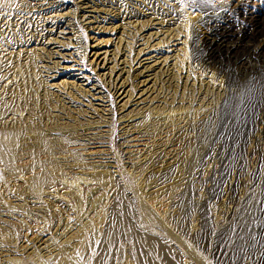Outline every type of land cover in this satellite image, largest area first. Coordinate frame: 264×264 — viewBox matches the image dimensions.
Segmentation results:
<instances>
[{
  "label": "rangeland",
  "instance_id": "1",
  "mask_svg": "<svg viewBox=\"0 0 264 264\" xmlns=\"http://www.w3.org/2000/svg\"><path fill=\"white\" fill-rule=\"evenodd\" d=\"M19 1L34 12L52 8L51 15H62L59 23L41 31L53 39L46 46L52 55L25 81L31 85L47 80L50 104L57 106L52 110H71L63 120L70 134L65 148L55 147L46 157L63 175L38 198L20 195L37 173L24 171L29 156L20 157L17 166L22 171L17 174L0 166V264L48 263L62 244L77 257L81 237L87 240L82 256L94 264L102 257L111 228L121 221L119 211L123 219L130 215L139 238L117 237L106 264H162L166 256L171 264H249L254 259L264 264V5L251 12L247 6L233 8L227 0H91L86 5L81 0ZM198 1L211 5L209 18ZM119 5L124 17L129 10L140 12L142 19L154 13L150 26L136 32L137 22L126 25L125 20L122 29L118 18L104 11ZM146 7L150 10L141 12ZM216 27V35L228 32L229 41L242 44L225 51L206 42L193 51V30ZM147 36L149 46L142 54L149 53V61L157 59L159 78L146 84L143 106L134 96V104L121 108L126 98L112 94L110 85L119 73L127 76L123 72L132 60L129 71L136 74V51L141 37ZM46 65H55L51 74L42 67ZM83 76L91 84L98 79L106 98L103 104L94 99L90 112L78 114L90 101L79 90L91 86ZM42 93L36 89L27 101L25 93L16 95L23 108L30 109L33 102L38 111ZM140 107L149 117L144 123ZM44 116L37 121L47 125ZM101 117L104 121L87 123ZM42 129L53 137L46 126ZM27 142L35 147L33 140ZM72 153L79 155L78 164ZM97 172L100 179L86 181ZM235 179L239 186L233 195L230 184ZM21 223L33 230L9 237L10 229ZM147 240L156 244L146 245Z\"/></svg>",
  "mask_w": 264,
  "mask_h": 264
},
{
  "label": "bare ground",
  "instance_id": "2",
  "mask_svg": "<svg viewBox=\"0 0 264 264\" xmlns=\"http://www.w3.org/2000/svg\"><path fill=\"white\" fill-rule=\"evenodd\" d=\"M83 1H86L84 3L85 5L88 3H91V0H81L82 3H83ZM198 2H199L198 6H200V8L202 9L203 12H206L205 17L209 18L210 16L207 15V13H208L207 11L210 10V8H212L211 5L209 3H207L206 1H198ZM100 3L102 5H106V4H104V1H101ZM227 4L232 6L233 8L234 7H240V6L241 7L247 6L251 9V10L250 9L249 10L251 12H253V10H255L256 8H260L261 6L264 5V0H227ZM140 5H142V7H143L144 3L143 4L141 3ZM78 7H80V6H78ZM142 7H141V9H142ZM120 8L121 7L119 5L118 7H116V9H113V10L110 9L109 11L108 10H104V11H106L107 13L114 14L113 17L118 18V21L120 22L121 27L123 26V21H125V20L126 21L124 23L126 25H128V24L131 25L132 23L137 22V23H135V25H137V27H139V26L140 27L136 29L137 30L136 32H138L139 30L145 29L147 26H150V23L152 22V19H153L152 15L154 13L150 12L147 15H144V16H147V18H146L147 20H146V19H142L143 17H140V12L138 14L137 12L135 13V12H131L129 10V12H131L132 15H131V13L128 14L129 12H126L125 17H124L123 16L124 14L121 13V15L124 17L123 18L120 15V11H121ZM52 10L53 9L51 8L49 11H46V10L37 11L36 10L34 12V10L32 8H30L29 6H26L23 3L21 4V2L19 0H0V110L2 111V112H0V114H1L0 115V166H1V168L3 167L4 169H7V171H10L12 173L17 174V173L22 171L20 169V167L17 166L19 160H21L20 157H22L23 155H26V157L29 156V160L31 162L28 163L27 165H25L24 171L25 170L30 171L33 169V170H36L37 173L32 174L28 178L27 183H26V187H25L24 191L22 193H20V195L21 196H24V194L31 195L34 198H38L40 195L45 193L44 192V191H46L45 188L49 187L50 185L55 184L54 183L55 179H57V177H59V176L61 177L63 175L62 173H60V171H58V172L54 171L55 168L51 166L52 164L46 159V157H48L54 153L55 147H56V149H58L60 147L65 148L69 144V141L66 138V136L68 134H70V131L67 128L69 126V124L67 122H64V121L66 120L65 116L69 115V111L71 112V110H69L70 108H66V107L64 109L59 108L57 110H52L54 107H57V106L56 105L54 106L52 103L50 104V99H49V96L47 94V92H48L47 80H43V81L40 80V82L35 81L31 85H27L26 81H25V78H27L26 80H29L32 77V75H35V73L38 72V70H37L38 65H40L39 66V69H40L41 64L44 63V61H45L44 59L46 57L49 58L52 55V52L46 50V46L50 42H53L52 41L53 39L50 38L47 35V33H45L44 35L41 34V31H43V29H45V27H47V25H55L56 22L59 23L61 21L59 19H61L62 15L58 14V13L56 15H51L50 13ZM146 10L149 11L150 8L146 7V9L142 10L141 12L144 13ZM31 13H34V14L31 15ZM137 14H138V16H137ZM137 17L141 18V20L136 19ZM148 17H150V18H148ZM131 19H132V21H131ZM251 19H252V17H251ZM38 22H39V24L36 27V24ZM63 22H65V20H63ZM148 23H149V25H148ZM122 29H123V27H122ZM216 31H217V27L214 30L210 29L209 32H204V31H198L197 32V31L193 30V41H192L193 51L195 50V48L198 49L199 47L203 46L206 42H208L209 46L212 45L214 47H220V48L224 49L225 51L232 50V49H234L237 46L242 44L240 42L229 41L228 37L230 34L228 32L221 30L219 32V35H216V34H218ZM210 32H211V34H214L216 36L212 35L213 37H210L209 36ZM122 34H124L123 31H122L121 35ZM129 35H131V34H129ZM148 36L146 38L141 37L142 41L144 40L141 43V45L143 47L141 46V48L138 51H136V57L134 58V61L137 58L135 64H137L139 66V69L136 70V74L135 75L130 74V71H129V69H131L130 67L132 66V64H131L133 62V60H132V62L131 61H130V63L128 62L129 63L128 70L123 72V75H127V76L125 78H121L122 77V76H120L121 73H119L117 75V77L113 80L114 83L112 82V84L110 85L112 87V92H113L112 94H114V95L118 94L119 97L123 96L126 98V99L124 98L125 100L121 104L122 105L121 108H123L126 104H127V106H130L131 104H134V102L140 104L143 99H146L147 98L146 92L148 91V88H149V87H146V84L148 82L149 83L153 82L154 77L157 74L156 69L160 65V64H158L157 66H154V64L158 62L157 59L154 58L152 61H149L153 57L149 56L150 55L149 53L142 54L144 52V49L149 46V44H148L149 37ZM139 41H141V40H139ZM135 43H139V42L136 41ZM243 44H245V43H243ZM37 46H38V48H37ZM30 47H33V48H30ZM252 47H253V45H252ZM245 51H247V50H245ZM142 62H144V63L142 65H140ZM114 65H116V62L114 63ZM42 67L46 68L45 70L48 74H51L54 71L55 65H54V67H50L47 65L42 66ZM112 69L110 70V72L112 71ZM119 71H123V69H121ZM39 72H43V71L39 70ZM48 77H52V76H48ZM48 77H46V78H48ZM83 77H84V80L88 83V85H91L90 89L87 91L83 90L82 88H79V90L81 91V94H83L82 98L84 100L86 97H90V101H88V107H87L89 109H87V108L82 109L81 107H79V109L76 110V113L78 112V114L81 111H82L81 113L90 112L91 111L90 109L92 108V106H91L92 102L91 101H93L94 99L100 101V104L101 103L103 104V101H105L103 99V97L106 96L105 94L100 92L99 88L101 86L100 85L97 86L100 83L98 81V79H96L95 84H91V83H89V79H87L85 76H83ZM156 77H158V76H156ZM132 78H136V79H132ZM140 78H142V80H139ZM36 80H38V79H36ZM124 80H126V81H124ZM134 82H135V84H134ZM35 84H37V88H36ZM24 86H28V87L23 89ZM126 86L129 87V89L125 88ZM18 87H19V89L23 87L21 92L17 91ZM38 88H41V90L43 91V93H42L43 98H42V100H40V102H41L40 107L41 108L38 109V111H37L34 103L31 102L32 100L29 101V102H31L32 106L28 102V105L31 106L30 109H32V110H30L28 107L23 108L24 106L22 107V104L19 103V100H21L22 98L20 99L18 95L20 93L21 94L25 93L26 96H28L25 98V100L27 98L30 99L31 98L30 96L32 95V93L34 91H36V89H38ZM96 88H98V91L95 90ZM15 92L18 95H16ZM18 92H20V93H18ZM134 96H137V100H134V102H133V101H131V99ZM16 100H18V101H16ZM171 100H173V98ZM26 101H24V102L26 103ZM140 105L143 106L144 104H140ZM36 106H38V105H36ZM90 106H91V108H90ZM222 106H223V104H222ZM25 107H26V105H25ZM125 108H126V106H125ZM140 108H142V107H140ZM152 108H155V107L152 106ZM28 109H29L30 113L28 112ZM103 109H105V108L102 106L100 111H103ZM33 110L35 113H31V111H33ZM140 110H143V111L139 112V114H140L139 117H141L140 122L144 123L149 119V117H148V114H146V111H144V108H142ZM92 111H93V109H92ZM130 111H132V109ZM45 114H49V115L44 116ZM41 116H44V118L46 117L45 121H49L50 123H47V125H45V124L42 125L41 124L42 122L40 123L39 121H37V119H40ZM48 116H50L49 118H51V119L47 118ZM31 119H36L37 122L36 121L34 122V120L32 121ZM96 119L92 118V120L88 121L87 123H89V122L94 123V121L95 122L104 121L103 118L100 120H96ZM229 122L231 123V121H229V120L226 121V123H229ZM38 124H41V125L39 126ZM97 125H95V126L97 127ZM41 126L42 127L46 126L47 131L53 137H48V135L44 132L45 129L43 130ZM83 126H85V125H83ZM255 128H256V126H255ZM85 129L86 128H84V130ZM259 129L261 131L262 127L260 126ZM30 134H35V135L30 136ZM27 140H33L34 141L33 143L35 144V147L34 148L32 147L33 150L31 148V143H28ZM255 140H254V142H255ZM258 142H259V135L257 137V142H255V143L258 144ZM26 150L30 151V154L27 153L28 151L26 152ZM211 154H209L208 157H211V159H213L212 158L213 156ZM71 158H72L73 162H75L76 164H78L81 161L78 154L72 153ZM206 159H204V160H206ZM257 159H259V155H257L255 157L256 163L259 162ZM78 167H81V166H78ZM252 174H254V173H252ZM101 175L102 174L97 172V173H93L92 178L87 177L85 179H86V181H88L89 179H100ZM238 186H239V181L236 179L234 180V182H232L230 184V191L233 195H235V193L237 192ZM52 187H54V185ZM118 194H119V191H118ZM98 195H99V193H98ZM115 196H116V194H115ZM119 200H117V201H119ZM77 211H78V208H77ZM52 214H47V215H49L50 220L53 218L51 216ZM118 215L121 217V221L117 224H114V226L111 228V230L108 234V237L106 236V238H105V241H106L105 245L106 246L104 248L102 257L100 258V261H98V262L95 261L94 264H106L107 254L109 252L110 246H113L114 242L119 237H125L126 239H129V241L138 237L134 233L135 231L134 232L132 231L133 229L131 228V225L129 222L130 221L129 220L130 215L126 213V215H124V219L122 218L120 211H119ZM78 220H79V218H78ZM29 221H31V220H28V222ZM79 223H81L80 220H79ZM31 224H33L32 221L29 223V226H31ZM42 227L40 229H42ZM27 228H29L31 231L33 230V227H31V228L27 227L24 223L23 224L21 223L19 225L16 224V225H14V227H12L10 229V231L7 234L9 235V237H12V238L15 237V239H16L19 236V232L22 229L27 231ZM143 229L149 230V227L147 226ZM136 233L139 234L138 232H136ZM141 236H143V235H141ZM138 240H140V239H138ZM135 241H137V240H135ZM77 242H78V244H77V247L75 250V252L78 255L77 257H73L71 255L72 253L68 254L66 252V248H65L66 244H62L59 247H57L58 245L56 246V251H58V252H57V254H55V256L56 255L61 256L62 259L57 260V259H55V256H53V257L49 258L50 261L48 263L42 262V264H93L90 259L82 256V253H83V251H85V248L87 245L86 238L81 237V239H79ZM145 244L150 245V246H154L156 243L153 242V240H150L148 242H145ZM157 247H158V245H156V249H157ZM170 255H171V252H170ZM159 258L160 257L158 256V259ZM169 258H170L169 256L168 257L166 256V259H163L164 261H162V264H171ZM249 264H261V260L259 261V260L254 259L251 262H249Z\"/></svg>",
  "mask_w": 264,
  "mask_h": 264
}]
</instances>
